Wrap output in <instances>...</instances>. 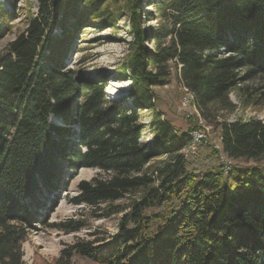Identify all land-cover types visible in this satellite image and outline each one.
<instances>
[{"label": "trees", "instance_id": "trees-1", "mask_svg": "<svg viewBox=\"0 0 264 264\" xmlns=\"http://www.w3.org/2000/svg\"><path fill=\"white\" fill-rule=\"evenodd\" d=\"M38 1V14L0 55V264H25L22 245L45 222L37 215L44 198L64 171L82 168L110 177L82 181L77 205L139 201L113 238L76 242L55 264L74 255L97 264H264V119L218 121L237 110L233 90L257 78L264 85V0L151 1L157 14L147 16L167 25L149 39L139 27L142 0H127L135 45L120 99L107 97L105 81L65 66L84 25L114 24L111 0ZM12 18L0 4V37ZM174 67L201 117L220 130L222 155L253 165L202 176L185 168L190 133L162 119L154 91L172 82ZM256 91H246L247 104L264 106ZM146 111L152 141L144 145ZM154 158L164 160L149 172Z\"/></svg>", "mask_w": 264, "mask_h": 264}, {"label": "rangeland", "instance_id": "rangeland-1", "mask_svg": "<svg viewBox=\"0 0 264 264\" xmlns=\"http://www.w3.org/2000/svg\"><path fill=\"white\" fill-rule=\"evenodd\" d=\"M151 1L142 0L139 5V27L146 38L154 37L156 30L167 25L157 20L156 16H147L150 12L157 14ZM0 4L13 15L10 22L11 31L0 37V55L4 54L8 46L22 33L30 18L39 11L38 0H0ZM110 10L114 24L96 25L86 24L77 35L75 43L67 53L66 69L76 75L91 80H101L108 84L107 97L114 99V95L125 96L130 88L128 77L124 76V65L131 55L135 45L133 20L127 7V0H111ZM58 31L56 30L55 33ZM147 48L153 49L150 41H146ZM179 69L174 67L171 83L164 87L154 88L157 99V110L178 131L192 133L190 130L199 127L205 134L207 141L200 145L195 152L188 145L185 155V168L191 173L202 176L206 172L217 170L224 161L222 153L216 147L221 146L219 129L206 122L194 104L187 103L183 84L179 81ZM262 79L241 84L230 95L231 102L237 110L233 113L225 112L218 121L236 122L264 119V106L247 104L246 91H264ZM153 112L142 113L141 120L146 126L141 141L144 145L152 141L151 117ZM51 122L58 126L64 124L55 117ZM76 138V137H75ZM74 139V138H73ZM164 158H154L149 167L153 171ZM233 165H253L245 162H232ZM65 168V164H64ZM64 171V170H63ZM110 175L98 169L82 168L81 170H68L62 174V181L52 194L44 198L46 206L37 215L45 222H39L28 230L23 243L25 264H55L61 252L79 241L97 242L109 240L119 232L123 218L131 211L138 195H127L123 200L90 207L77 205L74 201L79 195V184L82 181H92L96 178L109 179ZM60 227V228H59ZM80 228L79 232H74ZM72 264H97L90 259L73 256Z\"/></svg>", "mask_w": 264, "mask_h": 264}, {"label": "built area", "instance_id": "built-area-1", "mask_svg": "<svg viewBox=\"0 0 264 264\" xmlns=\"http://www.w3.org/2000/svg\"><path fill=\"white\" fill-rule=\"evenodd\" d=\"M184 90L186 94L189 96L188 98L185 99L186 102L194 104V95H192L185 87ZM194 107L196 108V106ZM188 137L190 139L189 145L193 152H195L197 148L208 139L206 138V134L201 129H196V131H193L191 134H189ZM216 148L221 150V146L220 147L218 146ZM222 160L224 161V163H222L221 167L224 168L226 172L229 171L231 166H233L232 161L223 155H222Z\"/></svg>", "mask_w": 264, "mask_h": 264}, {"label": "bare ground", "instance_id": "bare-ground-1", "mask_svg": "<svg viewBox=\"0 0 264 264\" xmlns=\"http://www.w3.org/2000/svg\"><path fill=\"white\" fill-rule=\"evenodd\" d=\"M114 98H119V96H117V95H114Z\"/></svg>", "mask_w": 264, "mask_h": 264}]
</instances>
